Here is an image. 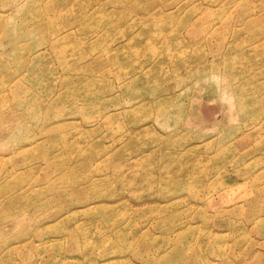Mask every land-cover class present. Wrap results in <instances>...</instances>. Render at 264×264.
I'll list each match as a JSON object with an SVG mask.
<instances>
[{
	"label": "rangeland",
	"instance_id": "374dc122",
	"mask_svg": "<svg viewBox=\"0 0 264 264\" xmlns=\"http://www.w3.org/2000/svg\"><path fill=\"white\" fill-rule=\"evenodd\" d=\"M0 264H264V0H0Z\"/></svg>",
	"mask_w": 264,
	"mask_h": 264
},
{
	"label": "bare ground",
	"instance_id": "6f19581e",
	"mask_svg": "<svg viewBox=\"0 0 264 264\" xmlns=\"http://www.w3.org/2000/svg\"><path fill=\"white\" fill-rule=\"evenodd\" d=\"M163 111V114L166 115L168 114L166 111L162 110ZM102 117H104L102 111L100 112V114L98 115V120L97 121H100V119H102Z\"/></svg>",
	"mask_w": 264,
	"mask_h": 264
}]
</instances>
